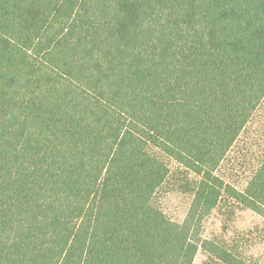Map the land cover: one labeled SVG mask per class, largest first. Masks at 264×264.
<instances>
[{"label": "trees", "instance_id": "obj_1", "mask_svg": "<svg viewBox=\"0 0 264 264\" xmlns=\"http://www.w3.org/2000/svg\"><path fill=\"white\" fill-rule=\"evenodd\" d=\"M263 103L264 0H0V264H259L264 155L222 167Z\"/></svg>", "mask_w": 264, "mask_h": 264}, {"label": "rangeland", "instance_id": "obj_2", "mask_svg": "<svg viewBox=\"0 0 264 264\" xmlns=\"http://www.w3.org/2000/svg\"><path fill=\"white\" fill-rule=\"evenodd\" d=\"M264 155V103L247 125L246 130L240 136L234 148L228 154L224 163L225 173L241 189L257 163ZM160 207L164 214L176 223H181L187 213L190 198L179 193L161 195ZM223 221L220 213L215 212L205 225L206 234L220 235ZM229 232L236 231L245 233V237L252 244V254L258 258L259 264H264V221L257 214L241 210L236 213L232 223H228ZM227 234V236L231 233ZM247 244L249 242L247 241ZM199 256L195 264H199Z\"/></svg>", "mask_w": 264, "mask_h": 264}]
</instances>
